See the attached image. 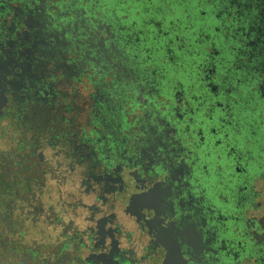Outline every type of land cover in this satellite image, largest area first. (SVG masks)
Listing matches in <instances>:
<instances>
[{"label":"flooded vegetation","instance_id":"af4514ba","mask_svg":"<svg viewBox=\"0 0 264 264\" xmlns=\"http://www.w3.org/2000/svg\"><path fill=\"white\" fill-rule=\"evenodd\" d=\"M222 2L250 76L213 41L165 89L133 9L0 0V264H264V0Z\"/></svg>","mask_w":264,"mask_h":264},{"label":"trees","instance_id":"16d2710c","mask_svg":"<svg viewBox=\"0 0 264 264\" xmlns=\"http://www.w3.org/2000/svg\"><path fill=\"white\" fill-rule=\"evenodd\" d=\"M220 1L221 0H205L206 3L211 5L216 18L222 22L223 18L228 17L229 10L225 8V5L228 6L229 2H222L219 6H215V4ZM122 4L123 3L119 4V18L121 15V8L123 7ZM127 7L133 9L132 17L139 21L134 31L138 32L142 30L143 32L134 34V31H129V33H133L131 45L137 49L143 50L142 53L145 55L146 53L152 54L151 69L159 67V71L161 72V68H165L167 80L162 79L163 84H165V89H169V85L172 87L179 77L185 75V71L188 72V69L196 64L197 59L207 57L208 53L213 51V41L216 42V47L221 49V54L217 59L224 58V69L229 72L231 85L227 82L225 88L235 85L234 77L246 78L250 76L248 73L250 72L251 64L248 63L247 60L246 65L238 61V58H236L231 51L236 39L228 35V31L221 26V23L218 26L220 29H215L214 32L202 28L198 29L192 23H183L182 19L184 16L190 19V14L195 12L193 1L175 0L174 6L172 7L164 6L162 8H157L154 5L151 9H147L144 4H137L135 0H133V3L129 4ZM230 10L236 12L237 7L234 6ZM219 12H221L220 16L217 17V13ZM243 12L248 15L249 10L244 9ZM182 13H184V15ZM161 17H163V19H161ZM176 17L180 18L179 22L171 23V20H175ZM242 19H244L243 16ZM158 20L162 21V25H157L156 22ZM204 25L207 27L208 22L205 21ZM209 35H211V37H207ZM137 37H140V40L137 41ZM145 49H149V51L144 52ZM250 49H252L251 46L246 48V50ZM248 55L250 54L242 56L247 58ZM121 87L122 85L119 83L120 91ZM240 88L241 90H249V87L245 83H242ZM259 95L260 91L255 90L251 95H249L248 92L242 93L239 98L245 102V100H249L251 97L257 99ZM245 104H247V102H245ZM249 104L255 105L253 102Z\"/></svg>","mask_w":264,"mask_h":264},{"label":"snow or ice","instance_id":"6c2138e0","mask_svg":"<svg viewBox=\"0 0 264 264\" xmlns=\"http://www.w3.org/2000/svg\"><path fill=\"white\" fill-rule=\"evenodd\" d=\"M104 2H109V0H104ZM122 0H110L111 6H115L117 4H121ZM175 0H135V3L137 4H144L147 9H151L154 5L157 8H162L164 6L172 7L174 6ZM133 3V0H127L126 3H123V7H127L129 4ZM83 6V5H81ZM163 19V17H161ZM107 39V36H105V40ZM60 79H63L61 77ZM222 115V114H221ZM167 145H165L166 147ZM183 159V158H181ZM195 159V158H194ZM174 163V157H171L167 152H165V148H158V154L157 158L154 163L150 164V167L153 170L154 174H159V178L161 180H166L170 174H171V168ZM209 168L212 166L211 160H206L204 162ZM261 172L264 173V161L261 162ZM247 175V172L245 173ZM207 176H211L210 171L206 172ZM206 187H208L206 185ZM186 195V194H185ZM153 215H155V212H153ZM186 215V214H185ZM181 214L177 210V213L175 216L172 217L174 220H179ZM65 227H71V225H66Z\"/></svg>","mask_w":264,"mask_h":264},{"label":"rangeland","instance_id":"374dc122","mask_svg":"<svg viewBox=\"0 0 264 264\" xmlns=\"http://www.w3.org/2000/svg\"><path fill=\"white\" fill-rule=\"evenodd\" d=\"M193 1V7L195 12L190 14V19L188 17H183L182 21L184 24H193L198 29L210 30L214 32V30L220 25V20L216 18L214 12L212 11V7L210 4L206 3L205 0H191ZM206 11V15H202V11ZM184 15V13H182ZM152 15V14H151ZM150 15V16H151ZM138 16V15H136ZM208 22V26L205 27L204 22ZM216 34V33H215ZM58 200V195L54 192L52 195L51 202L49 204H55ZM51 231V229H50ZM32 237H28L26 241L30 242Z\"/></svg>","mask_w":264,"mask_h":264}]
</instances>
